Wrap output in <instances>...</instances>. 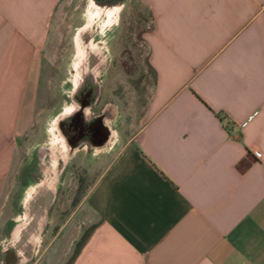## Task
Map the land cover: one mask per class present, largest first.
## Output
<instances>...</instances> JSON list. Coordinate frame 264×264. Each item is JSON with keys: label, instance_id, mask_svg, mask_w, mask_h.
<instances>
[{"label": "crops", "instance_id": "1", "mask_svg": "<svg viewBox=\"0 0 264 264\" xmlns=\"http://www.w3.org/2000/svg\"><path fill=\"white\" fill-rule=\"evenodd\" d=\"M135 1L150 18L142 122L82 158L99 171L33 264H264V0ZM59 2L0 0V242L26 82Z\"/></svg>", "mask_w": 264, "mask_h": 264}, {"label": "rangeland", "instance_id": "2", "mask_svg": "<svg viewBox=\"0 0 264 264\" xmlns=\"http://www.w3.org/2000/svg\"><path fill=\"white\" fill-rule=\"evenodd\" d=\"M84 14L85 0H60L44 46L39 58L32 64L26 82L16 130L15 160L8 181L9 229L15 224V218L22 214V198L26 188L42 182L44 169L58 165L60 160L65 159L55 176L53 199L38 230L36 251L22 264H33L36 255L49 252L56 220L61 222L65 219L72 202L99 171V167L87 171L82 159L97 146L64 140L62 146L54 140L62 137L58 122L60 113L69 104L74 71L71 62L76 56L75 39L79 45L95 43L99 49L90 44L94 52L105 53L110 63L107 75L100 84L115 95L110 97L117 105V130L112 140L125 141L141 124L152 87V72L146 64V45L142 39V33L150 25L145 7L135 0H123L115 24L109 25L106 16L100 12L88 24L87 31L82 29ZM124 52L132 58L127 66L128 71L121 66L123 61L120 57ZM57 204L61 209L57 212V218L51 219L50 211Z\"/></svg>", "mask_w": 264, "mask_h": 264}, {"label": "flooded vegetation", "instance_id": "3", "mask_svg": "<svg viewBox=\"0 0 264 264\" xmlns=\"http://www.w3.org/2000/svg\"><path fill=\"white\" fill-rule=\"evenodd\" d=\"M93 1L94 4L99 6L107 7L119 4L121 8L123 0ZM107 59L105 53L99 52L94 55L93 60L95 63L92 64L93 67L88 72L80 75L75 92H73V85L71 84L68 105H72V107L77 106L79 109L70 116L60 115L58 129L64 141L73 144L83 143L82 145L94 144L98 147L102 142L114 139L116 135L115 130H117L115 126L117 105L110 97L111 95L115 97V95L112 91L108 92L106 86L100 84L105 79L104 77L107 75L106 71L110 65ZM120 60L123 61L121 64L123 70L128 71L127 66L132 62L131 56L126 55L124 52ZM13 227L14 225L9 229L8 225L6 237L4 236L0 246V263L5 255L2 245L12 237Z\"/></svg>", "mask_w": 264, "mask_h": 264}, {"label": "bare ground", "instance_id": "4", "mask_svg": "<svg viewBox=\"0 0 264 264\" xmlns=\"http://www.w3.org/2000/svg\"><path fill=\"white\" fill-rule=\"evenodd\" d=\"M119 9V4L106 7L96 5L92 0H85V22L82 29L87 31L88 24H90L100 12L106 16L109 25L115 24ZM90 44L94 48L96 47L99 49V47L93 42L82 43L79 45V42L75 39L76 56L71 62L74 70L71 77L73 87L78 83L80 75L88 72L89 69L93 67L92 64L95 63L93 56L96 55V53ZM68 107H72V105H66L63 112L60 113L61 116L65 115V109ZM54 140L59 141L63 146L64 141L62 137L54 138ZM111 142H113V140H111L110 143ZM64 159L60 160L58 165H53L51 168L44 169V179L42 182L33 185L31 184L26 188L22 198V214L15 218L12 237L2 245L5 255L0 264H22L28 257H30V254L34 252L38 241V230L44 221V213L53 199L55 176L62 166ZM35 228L37 230H35L36 234L33 236V229Z\"/></svg>", "mask_w": 264, "mask_h": 264}, {"label": "clouds", "instance_id": "5", "mask_svg": "<svg viewBox=\"0 0 264 264\" xmlns=\"http://www.w3.org/2000/svg\"><path fill=\"white\" fill-rule=\"evenodd\" d=\"M76 90V86L74 85L73 87V92H75ZM79 108L77 106H73V107H68L65 109V116H70L71 114H73L76 110H78Z\"/></svg>", "mask_w": 264, "mask_h": 264}, {"label": "built area", "instance_id": "6", "mask_svg": "<svg viewBox=\"0 0 264 264\" xmlns=\"http://www.w3.org/2000/svg\"><path fill=\"white\" fill-rule=\"evenodd\" d=\"M253 154L258 157L259 156V152L257 150H253Z\"/></svg>", "mask_w": 264, "mask_h": 264}]
</instances>
